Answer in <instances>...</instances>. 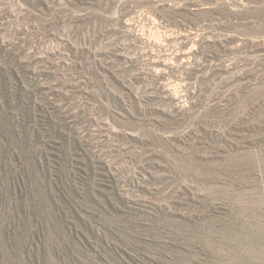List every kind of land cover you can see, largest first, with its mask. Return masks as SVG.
I'll list each match as a JSON object with an SVG mask.
<instances>
[{
	"label": "rangeland",
	"instance_id": "1",
	"mask_svg": "<svg viewBox=\"0 0 264 264\" xmlns=\"http://www.w3.org/2000/svg\"><path fill=\"white\" fill-rule=\"evenodd\" d=\"M0 264H264V0H0Z\"/></svg>",
	"mask_w": 264,
	"mask_h": 264
},
{
	"label": "trees",
	"instance_id": "2",
	"mask_svg": "<svg viewBox=\"0 0 264 264\" xmlns=\"http://www.w3.org/2000/svg\"><path fill=\"white\" fill-rule=\"evenodd\" d=\"M72 51L75 52V50H73V49H72ZM76 54L79 55V56H81V57H83V58H84V56H87V60H89L91 62V63L89 62V64L91 65V67L93 68V70H94V68H98L96 61L95 60H92V54H90L88 51H86L84 49L76 50ZM103 54L106 57L110 56L109 55V51L104 52ZM92 68H90V70H92ZM132 102H133V106L135 108V111L137 112V110H138V105H137L138 102H137V99L136 98H133V101ZM50 124L52 125V122H50ZM64 139H65V137H64Z\"/></svg>",
	"mask_w": 264,
	"mask_h": 264
}]
</instances>
